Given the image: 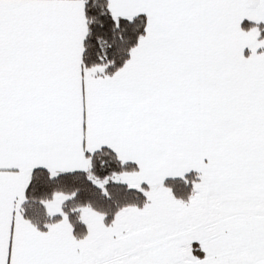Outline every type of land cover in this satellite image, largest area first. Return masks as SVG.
Segmentation results:
<instances>
[{
  "label": "snow or ice",
  "instance_id": "6c2138e0",
  "mask_svg": "<svg viewBox=\"0 0 264 264\" xmlns=\"http://www.w3.org/2000/svg\"><path fill=\"white\" fill-rule=\"evenodd\" d=\"M0 264H264V0H0Z\"/></svg>",
  "mask_w": 264,
  "mask_h": 264
}]
</instances>
